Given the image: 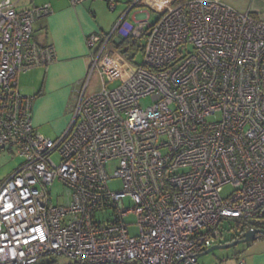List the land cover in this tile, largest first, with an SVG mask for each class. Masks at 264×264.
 Instances as JSON below:
<instances>
[{"label": "built area", "instance_id": "built-area-1", "mask_svg": "<svg viewBox=\"0 0 264 264\" xmlns=\"http://www.w3.org/2000/svg\"><path fill=\"white\" fill-rule=\"evenodd\" d=\"M18 2L0 0V154L25 159L0 187V264H199L224 220H264L263 20L221 0H186L154 24L122 16L87 40L92 70L117 72L110 41L144 34L142 64L116 88L85 85L51 139L34 128L18 78L56 58L34 40L52 7ZM55 181L67 188L61 204Z\"/></svg>", "mask_w": 264, "mask_h": 264}, {"label": "crops", "instance_id": "crops-1", "mask_svg": "<svg viewBox=\"0 0 264 264\" xmlns=\"http://www.w3.org/2000/svg\"><path fill=\"white\" fill-rule=\"evenodd\" d=\"M108 1L88 0L73 5L71 0H19V10L45 4H50L52 7L51 13L36 21L34 40L43 46H53L56 58L51 63L36 68L39 70H36L35 80L26 81L23 85L19 81L21 90V86H39L32 87L33 94H25L34 97L33 126L38 133L46 136L38 129L47 121L52 122L55 126L57 137L68 128L73 118L74 108L83 91L80 86H90V78L96 69L100 85L107 87L118 80L122 84L123 81L130 78L138 66L124 57L117 46L119 40L113 38L106 54L113 58L119 70L113 72L111 67L92 70L94 63L92 54L97 51V47L90 48L87 43L92 35L109 34L116 22L124 15L132 23L154 24L162 13L175 5L177 0H116L114 10H109ZM221 1L240 12L249 11L264 21V0ZM150 11L158 13L154 21H151ZM28 71L22 74L28 73ZM8 154L18 155L16 149L11 147L0 154V161L2 156ZM10 176L0 174V187ZM228 240H225L224 243H227ZM240 244L243 249L237 250L233 257L218 258L213 264H240L242 260L245 261V264H264V236H260L255 241ZM246 247L248 249L244 250Z\"/></svg>", "mask_w": 264, "mask_h": 264}, {"label": "rangeland", "instance_id": "rangeland-1", "mask_svg": "<svg viewBox=\"0 0 264 264\" xmlns=\"http://www.w3.org/2000/svg\"><path fill=\"white\" fill-rule=\"evenodd\" d=\"M111 10V9H109ZM150 13L152 14V19L151 21H154L157 16L158 13L157 12H152L150 11ZM142 43H144V40L141 41ZM125 51L127 53H129L130 57L133 58V61L135 63H142L143 61V54L141 51L139 52H135V50L130 49V47H125ZM39 68V67H37ZM39 69L34 68L31 71H28V73L25 74H21L19 76V81L21 83V85L24 84V82L29 81L31 79L35 80L36 78V73ZM90 86H86L87 87V94H93V93H97L99 90H101L104 86L100 85V79L98 77V70L96 69L94 74L92 75V77L90 78ZM120 85V80L115 81L111 84H109V88H116ZM23 91V95H31L33 94V88L32 87H39V86H21ZM85 86H80V88L83 90ZM152 103V100L149 98H144L141 101V104L146 106ZM40 132L44 133L47 137H51V138H57V132L55 130V126H53V123L50 121L45 122V125H43L42 127H40V129H38ZM54 159L58 162L59 161V157L57 155L54 156ZM25 159L20 156V155H16V156H12L11 154L2 156L1 161H0V174L1 175H12L14 173V171L24 163ZM115 163L112 164L110 166V171L113 172L114 168H115ZM111 188L113 189H118L121 188L122 186V182L120 179H116L114 180L111 184H110ZM232 189L231 186H226L225 190H224V194H228L230 192V190ZM67 195V188L60 182V181H55L53 183V185L51 186V197H52V203L53 204H61L63 198L61 199V197L66 196ZM98 219L99 220H112L113 217L111 215V213L108 211L105 214H100L98 215ZM128 222L130 223H135L136 217L135 216H130L128 217ZM236 225L234 221H229V220H224L221 225H220V230L223 233V237L216 240L215 244H221L224 243L225 240L227 239H231L236 231ZM131 232H135L136 228L135 226H131L130 227ZM243 247L241 244L237 245V246H233V247H229V248H223V249H215L211 252L205 253L204 255H202L201 257H199L198 263L200 261V264H213L214 262H216V260L219 258H226V257H233L234 253L237 250H242ZM248 247H246L244 250H247ZM245 253V252H244ZM243 253V255H244ZM46 259H56L58 262H66L67 258L65 257H61V256H56L53 255L51 257H48Z\"/></svg>", "mask_w": 264, "mask_h": 264}, {"label": "trees", "instance_id": "trees-1", "mask_svg": "<svg viewBox=\"0 0 264 264\" xmlns=\"http://www.w3.org/2000/svg\"><path fill=\"white\" fill-rule=\"evenodd\" d=\"M179 3H181V1L177 0L175 4H179ZM162 14L159 16V18L162 16ZM159 18H158V20H159ZM146 29H147V27L145 28V30ZM143 40H144V43L141 42ZM117 46H118L120 52L124 55V57H126L129 61L135 63L133 61V58L130 57L129 53H127L125 51V47H130V49L135 50V52L141 51L142 54H143V57H144L145 35L142 34L138 38H134V37L125 38L124 40L119 41ZM135 64L141 65L142 63H140V64L139 63H135ZM234 222H235V225H236L237 228H236L234 236L231 239H229L228 242H231V241H233V240H235V239H237L239 237H242L244 231L249 229V228H251V227L264 228V220L262 222H260V221L247 222V221H244V220H238L237 219V220H234ZM40 264H43V262L40 263Z\"/></svg>", "mask_w": 264, "mask_h": 264}, {"label": "water", "instance_id": "water-1", "mask_svg": "<svg viewBox=\"0 0 264 264\" xmlns=\"http://www.w3.org/2000/svg\"><path fill=\"white\" fill-rule=\"evenodd\" d=\"M260 236H264V228L247 229L244 231L242 237H239V238H237L231 242H227V243H223V244H215L211 248L207 249L205 252L199 254V257H201L205 253L211 252L215 249L229 248V247L237 246L240 243L255 241Z\"/></svg>", "mask_w": 264, "mask_h": 264}]
</instances>
